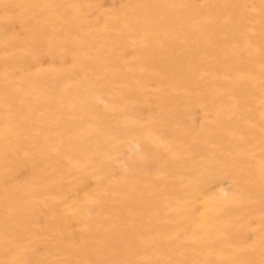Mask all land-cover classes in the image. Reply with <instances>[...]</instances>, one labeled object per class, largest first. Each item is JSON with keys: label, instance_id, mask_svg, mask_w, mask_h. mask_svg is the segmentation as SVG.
<instances>
[{"label": "bare ground", "instance_id": "6f19581e", "mask_svg": "<svg viewBox=\"0 0 264 264\" xmlns=\"http://www.w3.org/2000/svg\"><path fill=\"white\" fill-rule=\"evenodd\" d=\"M262 170L264 0H0V264H264Z\"/></svg>", "mask_w": 264, "mask_h": 264}, {"label": "snow or ice", "instance_id": "6c2138e0", "mask_svg": "<svg viewBox=\"0 0 264 264\" xmlns=\"http://www.w3.org/2000/svg\"><path fill=\"white\" fill-rule=\"evenodd\" d=\"M19 7H22V6L21 5H5V8H19ZM262 180H264V174H262ZM262 194H264V185H262ZM262 239H264V237H262ZM16 264H19V262H16Z\"/></svg>", "mask_w": 264, "mask_h": 264}]
</instances>
